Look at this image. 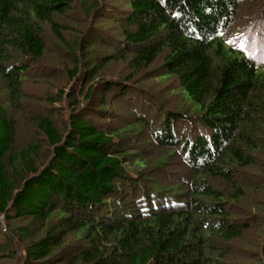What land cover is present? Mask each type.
<instances>
[{
  "label": "trees",
  "instance_id": "obj_1",
  "mask_svg": "<svg viewBox=\"0 0 264 264\" xmlns=\"http://www.w3.org/2000/svg\"><path fill=\"white\" fill-rule=\"evenodd\" d=\"M250 1L0 0V261L19 244L22 264H236L254 221L264 248V59L257 27H237ZM109 17L121 37L97 26ZM49 36L65 62L43 65ZM113 60L126 73L105 79ZM61 63L72 85L44 99L68 117L27 110L26 81Z\"/></svg>",
  "mask_w": 264,
  "mask_h": 264
},
{
  "label": "rangeland",
  "instance_id": "obj_2",
  "mask_svg": "<svg viewBox=\"0 0 264 264\" xmlns=\"http://www.w3.org/2000/svg\"><path fill=\"white\" fill-rule=\"evenodd\" d=\"M253 5V8L250 12V15L248 14L247 16H244V18H242V20H240L237 24V27L241 26L244 24L247 29L250 30H255V28L259 31L260 34V45L264 46V14L261 13V11L263 10L262 7H264V0H251L250 1ZM110 4H112V6L114 5L117 8H125V0H110ZM262 15L261 19L260 16ZM248 16H251L249 18H247ZM73 19V18H72ZM70 20V18H69ZM68 20V21H69ZM119 20H117L115 17H109L107 19H99L97 22V26L98 27H102L105 31L111 33V35H115L117 37H121V30L119 26ZM260 25V26H259ZM249 27V28H248ZM241 29V28H240ZM243 30V29H241ZM48 41H49V47L50 49H53L54 52H51L49 56L46 57L45 59V63H43V65H50V63H53L54 61H56V58H62L65 62V60H67V58L63 57L65 56V51H63L62 49H58L57 45H58V41L52 37L49 36L48 37ZM62 46V45H61ZM260 46V53H259V58L264 59V49ZM63 47V46H62ZM114 47L112 46H102L100 49L102 50L101 53H110V52H114L115 49H113ZM61 66L58 68H44L45 70L41 73H43V76L40 77L39 75L36 76L35 78L31 77L26 81V92L28 93L27 95L29 96V98L26 100V109L29 110L31 109L34 113H39V114H45L48 109H50V105H48V103H50L49 101H46L44 98H46V96L48 95H52V94H56L60 91H62V89H66V92L69 90V88L71 87V83H67L65 81V77H63L65 73V66L64 63L60 64ZM36 67V66H35ZM264 67V66H263ZM40 72V71H38ZM126 73V65L122 62V61H116L113 60L111 61L108 66L106 67L105 70V79H120L123 74L125 75ZM146 76H143L142 78V85L147 87L148 89H151L152 91L155 92V94H157V96L162 97L163 99L167 100L168 103H170L169 105L172 108H176V101H178L179 96L177 94V96L175 95L176 92H170L169 87L164 86L163 83H161L160 81L154 80V79H146ZM67 84V85H66ZM2 85V84H0ZM59 90V91H58ZM161 91V92H159ZM37 96L41 97V100H37ZM109 100H111V96L108 97ZM66 101L65 103L63 102L62 105L60 106V103H54L53 108L50 109L49 111L54 112L55 114V119H61L62 116L64 115L66 118L68 117V110H66V105H67ZM174 104V105H173ZM122 107L116 104V111L118 113H120ZM20 115L24 117L23 113L18 112ZM126 113V111H125ZM128 114V112H127ZM15 115L17 116V112L15 111ZM18 118V117H17ZM90 118L93 120L94 123L97 124H102L104 122L103 119L99 118L98 116H96L95 114H92L90 116ZM117 120V119H116ZM114 120V122H119ZM23 120L20 121V127H18V133H19V137L21 139L26 138L27 137V131H28V125L26 123H22ZM33 135V134H31ZM170 167V166H169ZM170 169H174L172 166L170 167ZM253 172L252 169L247 170V172H245V174L249 177H247V179L245 180V183L247 182H252L251 179V173ZM255 173V172H254ZM256 175H258L257 173H255ZM260 176V175H259ZM258 176V177H259ZM260 179V178H259ZM258 179V180H259ZM258 182V181H257ZM259 183V182H258ZM264 185H261L259 187L260 191L263 188ZM258 194V193H257ZM254 193L252 191L249 190V192L247 193V197H246V203H243L241 208H244L245 210H247V213H253L255 211L254 207L250 206L251 200L254 199ZM253 210V212L251 211ZM250 214H247L248 216ZM5 218L4 216L0 215V228L3 226L6 230H7V223L5 224ZM22 224L26 223V220H21ZM258 223V222H257ZM14 224H16V221L14 222ZM14 224L12 225L14 227ZM252 224L254 226H252V228L246 230L243 234V236L241 238H239L237 241H235V243L232 244V258L236 261V264H254V262L251 260V258H249L250 253H254V252H258L260 253V256H262V264H264V248H261L260 250L255 246V243H257L259 241L258 237H259V231L258 228L260 225L256 224L255 221L252 222ZM262 228V226H261ZM264 228V227H263ZM1 230V229H0ZM10 234L11 231L7 230ZM6 232V231H5ZM7 233V232H6ZM7 235L4 232H0V243L5 242ZM16 248V256L11 260L10 257L7 258H3L0 261V264H22L21 257L24 255V246L17 244L15 246ZM249 253V254H248Z\"/></svg>",
  "mask_w": 264,
  "mask_h": 264
},
{
  "label": "snow or ice",
  "instance_id": "obj_3",
  "mask_svg": "<svg viewBox=\"0 0 264 264\" xmlns=\"http://www.w3.org/2000/svg\"><path fill=\"white\" fill-rule=\"evenodd\" d=\"M241 47H243V45H241Z\"/></svg>",
  "mask_w": 264,
  "mask_h": 264
}]
</instances>
